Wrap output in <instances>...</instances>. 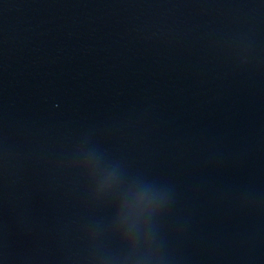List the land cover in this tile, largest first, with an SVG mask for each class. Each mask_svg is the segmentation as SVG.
Here are the masks:
<instances>
[{"label": "water", "instance_id": "water-1", "mask_svg": "<svg viewBox=\"0 0 264 264\" xmlns=\"http://www.w3.org/2000/svg\"><path fill=\"white\" fill-rule=\"evenodd\" d=\"M0 264H264V0H0Z\"/></svg>", "mask_w": 264, "mask_h": 264}]
</instances>
